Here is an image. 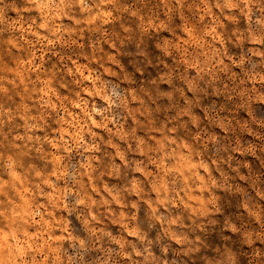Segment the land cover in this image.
I'll return each mask as SVG.
<instances>
[{"label": "clouds", "instance_id": "1", "mask_svg": "<svg viewBox=\"0 0 264 264\" xmlns=\"http://www.w3.org/2000/svg\"><path fill=\"white\" fill-rule=\"evenodd\" d=\"M0 264H264V0H0Z\"/></svg>", "mask_w": 264, "mask_h": 264}]
</instances>
